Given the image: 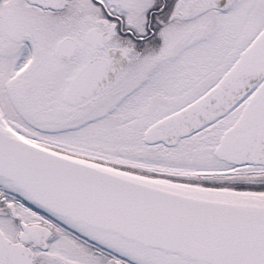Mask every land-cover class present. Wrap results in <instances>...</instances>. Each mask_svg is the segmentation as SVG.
<instances>
[{
  "label": "snow or ice",
  "instance_id": "1",
  "mask_svg": "<svg viewBox=\"0 0 264 264\" xmlns=\"http://www.w3.org/2000/svg\"><path fill=\"white\" fill-rule=\"evenodd\" d=\"M0 264H264V0H0Z\"/></svg>",
  "mask_w": 264,
  "mask_h": 264
}]
</instances>
